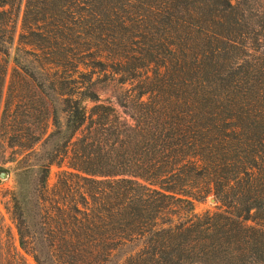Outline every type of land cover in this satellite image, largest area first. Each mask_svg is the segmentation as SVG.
<instances>
[{
  "label": "trees",
  "instance_id": "16d2710c",
  "mask_svg": "<svg viewBox=\"0 0 264 264\" xmlns=\"http://www.w3.org/2000/svg\"><path fill=\"white\" fill-rule=\"evenodd\" d=\"M11 61L54 104L3 117L36 264H264V0H0V105Z\"/></svg>",
  "mask_w": 264,
  "mask_h": 264
},
{
  "label": "rangeland",
  "instance_id": "374dc122",
  "mask_svg": "<svg viewBox=\"0 0 264 264\" xmlns=\"http://www.w3.org/2000/svg\"><path fill=\"white\" fill-rule=\"evenodd\" d=\"M20 27L21 22L19 23V32L21 31ZM13 55L14 51L12 52V56ZM13 66L14 64L11 61L9 64V71L6 76L4 95L0 105V174L3 171H7L8 173L7 177H3L0 180V253H2V256L5 257V261L2 259L0 264H36L33 257L21 249L16 224L12 217V193L16 188L15 173L18 167L17 160L20 157L14 153L18 147L10 146L9 136L13 134L14 129L16 130L19 127L18 125L15 127L11 126L9 120L4 123L3 117L11 120L15 115L17 116V121L26 120L27 117L24 116L23 113H27L28 107H31L35 109L36 120L40 122V120L44 119V117L48 114H50L51 117L54 115V104L50 101L51 105L49 108L51 111L48 113L45 111L44 113L46 106L45 100L48 98H41L37 96L31 89L30 85L26 81L22 80L18 73L13 72ZM121 88L122 86L114 81L101 82L98 84L97 91L103 100L118 106L117 96H119ZM5 97H8L10 102L14 105L12 106V109L7 112L9 115L4 116L3 109L5 106ZM56 104L60 109L58 100L56 101ZM16 105H19V108L15 111ZM58 117L62 121L64 120V115L61 112L58 113ZM52 129L53 127H51L50 130ZM64 168V166H52L48 179L50 187L55 185L59 172ZM211 198L213 197H208L204 202H196V211L203 212L206 210H216L218 204H216L215 201H212Z\"/></svg>",
  "mask_w": 264,
  "mask_h": 264
},
{
  "label": "water",
  "instance_id": "95a60500",
  "mask_svg": "<svg viewBox=\"0 0 264 264\" xmlns=\"http://www.w3.org/2000/svg\"><path fill=\"white\" fill-rule=\"evenodd\" d=\"M7 176H8L7 171H3V172H1V174H0V180H1L3 177H7ZM211 200H212V201H215L214 198H211Z\"/></svg>",
  "mask_w": 264,
  "mask_h": 264
}]
</instances>
